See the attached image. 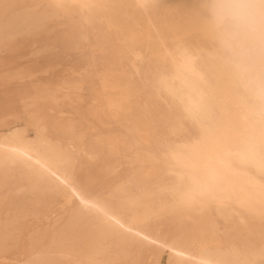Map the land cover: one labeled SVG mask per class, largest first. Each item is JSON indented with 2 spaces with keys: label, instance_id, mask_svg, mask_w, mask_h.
I'll list each match as a JSON object with an SVG mask.
<instances>
[{
  "label": "bare ground",
  "instance_id": "6f19581e",
  "mask_svg": "<svg viewBox=\"0 0 264 264\" xmlns=\"http://www.w3.org/2000/svg\"><path fill=\"white\" fill-rule=\"evenodd\" d=\"M15 1L0 0V15ZM42 1L28 4L31 22L40 19L37 9ZM134 1L182 18L186 11L185 0ZM191 1L194 7L172 35L177 48H167L159 37L156 46L136 53L146 63L140 87L169 103L168 117L175 124L169 133L190 135L164 149L163 129L150 125L146 109L142 115L131 113V95L111 94L107 104L119 129L99 133L80 150L89 159L105 163L102 176L118 167L106 162L108 156L117 155L121 165L130 169L128 179L110 180L103 194L80 196V204L64 218L35 229L39 241L24 249L22 262L9 264H139L146 245L167 249L168 264H264V244L252 239L222 241V233L216 240L218 222L199 226L190 222V206L209 197H217L225 209L233 196L238 202L259 201L264 210V95L242 87L221 66L203 30L198 0ZM188 34L195 39L185 44ZM204 107L216 111L210 123L201 117ZM71 127L57 142L44 132L45 122L36 124L34 138L27 136L25 128L9 127L0 134V170L16 166L14 170L26 175L32 189L69 200L64 188L69 186L79 152L76 126ZM174 210L183 215L171 229L154 222ZM19 232L16 218L0 210V250L17 244ZM157 260L151 254L145 264H159Z\"/></svg>",
  "mask_w": 264,
  "mask_h": 264
},
{
  "label": "rangeland",
  "instance_id": "374dc122",
  "mask_svg": "<svg viewBox=\"0 0 264 264\" xmlns=\"http://www.w3.org/2000/svg\"><path fill=\"white\" fill-rule=\"evenodd\" d=\"M31 1L35 0H16L0 15V134L9 127L19 126L34 138L36 124L45 122L44 132L57 142L65 139V132L71 131L74 124L78 162L68 180L69 186L64 188L69 200L62 201L63 198L48 191L32 189L26 175L14 170L16 166L0 170V210L7 212L9 218H16L20 229L17 244L7 251L0 250V264L22 262L24 249L39 241L40 232L35 229L43 230L47 223L64 218L80 204V196L103 194L110 180L128 179L130 169L121 165L117 155L108 156L106 162L118 167H112L102 176L100 170L105 163L89 159L80 150L99 133L119 129L107 104L111 94L121 91L131 95L128 104L131 113L142 115L146 109L150 125L163 129L160 141L164 149L190 135L184 132L173 137L169 133L175 126L168 117L169 103L161 102L147 88L140 87L146 63L136 53L156 46L159 37L167 48H177L179 44L173 39V32L180 29L195 1L185 0L182 18L134 0H59L58 3L45 0L37 9L41 14L37 22L30 21L33 12L27 6ZM175 1L178 0H166ZM194 39V34H188L183 40L188 44ZM215 114V109L204 107L201 117L210 123ZM60 115L63 119H59ZM188 126L190 132L194 130L193 125ZM226 204L227 209L219 204L217 197L196 201L189 208L190 222L195 226L218 222L216 240L252 239L263 245L261 202H238L231 196ZM182 215L174 210L154 222H160L168 230ZM141 254L139 264H145L151 254L158 257L159 264H168L170 257L167 249L150 245L143 247Z\"/></svg>",
  "mask_w": 264,
  "mask_h": 264
},
{
  "label": "clouds",
  "instance_id": "9594fccd",
  "mask_svg": "<svg viewBox=\"0 0 264 264\" xmlns=\"http://www.w3.org/2000/svg\"><path fill=\"white\" fill-rule=\"evenodd\" d=\"M198 8L221 66L264 95V0H198Z\"/></svg>",
  "mask_w": 264,
  "mask_h": 264
}]
</instances>
